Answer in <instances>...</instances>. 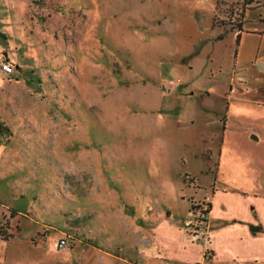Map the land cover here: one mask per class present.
I'll list each match as a JSON object with an SVG mask.
<instances>
[{"label": "rangeland", "instance_id": "obj_1", "mask_svg": "<svg viewBox=\"0 0 264 264\" xmlns=\"http://www.w3.org/2000/svg\"><path fill=\"white\" fill-rule=\"evenodd\" d=\"M0 122V264H195L264 193V0H0Z\"/></svg>", "mask_w": 264, "mask_h": 264}, {"label": "crops", "instance_id": "obj_2", "mask_svg": "<svg viewBox=\"0 0 264 264\" xmlns=\"http://www.w3.org/2000/svg\"><path fill=\"white\" fill-rule=\"evenodd\" d=\"M243 32V31H242ZM241 32V34H242ZM238 35V33H237ZM241 36V35H240ZM243 90V89H242ZM225 116V115H224ZM193 176V175H192ZM195 177V175L193 176ZM214 196L211 197V210L210 217L214 218L216 223L222 222L226 219V223H230L231 228H226V236L223 238L221 234L219 238L213 242L209 237L207 248L205 247L201 253L203 256L201 260H194L195 264H252L264 258V193L258 191L253 192L244 188H234L224 190L226 194V203L222 202L223 209L227 210L235 207L236 214L221 216L223 212L217 211L218 204V190L216 183L212 186ZM251 205L253 207H251ZM219 212V213H218ZM237 222L239 223H235ZM239 227V229H236ZM214 235L215 239V234ZM218 239V240H217ZM224 244L226 251H217L214 245ZM179 248H184L179 246ZM145 256L150 258V254L136 253L133 258L129 259L128 262L131 264H151L150 260L145 262ZM155 256V255H153ZM161 257L155 256L158 262L164 261L165 264H169L173 261L179 263L188 262L191 258L188 255H182L179 253L172 255H162ZM197 256V254H192ZM161 260V261H160ZM192 263V262H191Z\"/></svg>", "mask_w": 264, "mask_h": 264}, {"label": "built area", "instance_id": "obj_3", "mask_svg": "<svg viewBox=\"0 0 264 264\" xmlns=\"http://www.w3.org/2000/svg\"><path fill=\"white\" fill-rule=\"evenodd\" d=\"M228 7V11L230 10L231 12H234L235 13V19L237 20V18L239 19L240 17V13L242 12V7L239 5L236 6V5H232V4H228L227 5ZM2 63V68L5 72L7 73H11L13 72L14 70V64L12 62H10L9 60H2L1 61ZM210 197H207L205 198L203 201H201L202 203L203 202H210ZM206 207V206H205ZM190 214H191V217L192 219H190V224H193L194 223V227H195V233H194V237L197 238V239H205L206 242L208 243L209 242V235L207 233H205V231H203V227H206V222L203 221V220H200L199 217L200 216H205V214H201L200 212L198 211H190ZM194 221V222H193ZM201 229V230H200ZM67 245V240L65 238H62L60 240H58L56 243H55V247L58 249L59 247H64Z\"/></svg>", "mask_w": 264, "mask_h": 264}, {"label": "trees", "instance_id": "obj_4", "mask_svg": "<svg viewBox=\"0 0 264 264\" xmlns=\"http://www.w3.org/2000/svg\"><path fill=\"white\" fill-rule=\"evenodd\" d=\"M245 5V4H244ZM247 9V7H244L242 9V12L240 13V17H239V20H240V23H239V26H240V32L238 33L237 35V41L239 42V38H240V35H241V32L243 31V18L245 17V10ZM242 23V24H241ZM0 126H2V123L0 122ZM206 206V207H205ZM211 207H212V204L211 202H199L198 204L194 203L191 207H190V211H198L200 212L201 214H205V216H200L199 219L200 220H203L205 222H207V216L208 214L210 213V210H211ZM0 234L2 235V237L4 239H9L11 236H13V233H9L8 231L6 230H3L1 229L0 230Z\"/></svg>", "mask_w": 264, "mask_h": 264}]
</instances>
